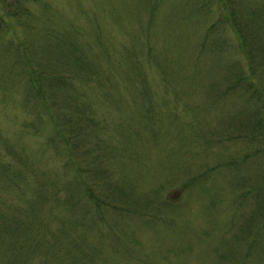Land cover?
Instances as JSON below:
<instances>
[{"label": "rangeland", "instance_id": "rangeland-1", "mask_svg": "<svg viewBox=\"0 0 264 264\" xmlns=\"http://www.w3.org/2000/svg\"><path fill=\"white\" fill-rule=\"evenodd\" d=\"M207 1L0 4V264H264V108L214 98L264 85V0Z\"/></svg>", "mask_w": 264, "mask_h": 264}, {"label": "trees", "instance_id": "trees-1", "mask_svg": "<svg viewBox=\"0 0 264 264\" xmlns=\"http://www.w3.org/2000/svg\"><path fill=\"white\" fill-rule=\"evenodd\" d=\"M10 1L11 0H0V4L4 3V2H10ZM12 1L13 2L14 1L17 2L18 0H12ZM195 1L197 3V8H196L197 11H199L200 9L201 10H205L207 8V6H208L207 5V2H208L207 0H199V1L195 0ZM218 1L222 2L223 0H218ZM233 1H235V0H233ZM5 15H7V14L5 13ZM0 16H2V15H0ZM216 29H217V27L212 24L210 26V29L206 30V35L202 39V44L208 43V41L210 42L211 38L215 39L214 40L215 42H213V43H217L219 41V40L216 39V35H212V36H210L208 38V35H210V32H212L213 30H216ZM237 31L238 30H236V32ZM241 39H243L242 36H241ZM241 39H239L238 49L241 47V44H242V42L240 41ZM230 52H232V50ZM233 52H235L234 49H233ZM198 54L200 55V52ZM24 63L26 65V67H27V70H26L27 78H28L27 83L33 89L32 91L34 93V96L38 100H40V99L43 100V96H44V99L45 98L47 100L51 99L50 102H52V105H54V102L52 101V98H54L53 96H54V93H55L54 89H57V87H58L57 85H59V84L63 85L64 81H62L59 78H55L52 74H50L49 76H46V77L43 78L40 71H38V74H37V72L35 70H33V66L35 67V64H38L39 67L43 66V67L46 68V72H49L50 69L55 67V64L53 63V61L48 59V62L47 63L45 62L46 63L45 64L44 62H42L41 59H38V61L33 60V62H32L31 59H27V60L24 61ZM235 63L236 62H229V65H228V68H227L229 70V72L226 74V76H229V75L230 76L225 79L226 83L229 82V84L227 86H225L221 91H219V93L217 92V95L214 98H216L218 100H222V99H224V97H229L230 95H232L234 93H236V94L238 93L245 100H247V102H250V104H252L251 105L252 111L254 110V112H255V114L257 116L256 109L260 110V109L264 108V92H263L264 91V85H261V83L258 82L256 77L254 76V73H255L254 70L253 71H249V72L242 71L238 67L239 64L236 65ZM141 83H143V82H141ZM140 87H141V90H144L143 89L144 87H143L142 84L140 85ZM215 94H216V92H215ZM143 97H144V95L141 96V98H143ZM257 117H259V116H257ZM258 122L259 123L256 124L255 127L258 128L259 130L256 129L255 133H257V136H259L261 138V140L263 141L264 140V117L260 116L259 119H258ZM55 133L58 134L56 131H55ZM3 166H4V164H3ZM197 175H199V174H197ZM197 175H195L194 177H196ZM20 176L21 175L20 174L18 175L17 172H15L13 174H8V170H7L6 166L2 167V169L0 170V182H5L6 183L5 185H7L8 187H9V185L13 184V182L15 181L16 177L20 178ZM4 177H7V179L9 181L7 182L4 179ZM194 177L191 176L190 180L191 181L196 180V178H194ZM64 185H65V187L63 186L64 193H65V191H72L71 185H70V183L68 181L65 182ZM262 185H263V183H262ZM77 189H78L77 186H75L74 191L77 190ZM84 190H85L84 193H86V196L92 198L93 195H92V192H90L89 187L85 186ZM93 199L95 200V198H93ZM261 211H264V206L262 207ZM79 215H81V214L79 213ZM117 216L120 217V214H117L116 217ZM263 220H264V216H263ZM0 239H3L1 237V234H0ZM58 239L59 238H57L56 241ZM78 241H80V240H76L73 243L75 248H78V245H77ZM0 242H2V240H0ZM12 245H13L12 241L8 242L7 247L9 249H7L6 251L11 252L13 254L19 253L20 252V248L19 247H14ZM11 264H13V263H11Z\"/></svg>", "mask_w": 264, "mask_h": 264}]
</instances>
